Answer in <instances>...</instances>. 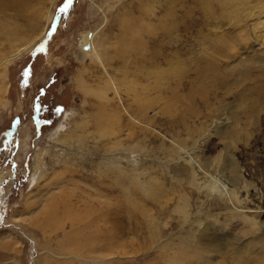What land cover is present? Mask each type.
<instances>
[{
  "label": "rangeland",
  "instance_id": "374dc122",
  "mask_svg": "<svg viewBox=\"0 0 264 264\" xmlns=\"http://www.w3.org/2000/svg\"><path fill=\"white\" fill-rule=\"evenodd\" d=\"M229 2L55 0L4 56L0 264H264V45L249 20L252 47L214 49L242 29ZM126 25L146 50L125 68Z\"/></svg>",
  "mask_w": 264,
  "mask_h": 264
},
{
  "label": "bare ground",
  "instance_id": "6f19581e",
  "mask_svg": "<svg viewBox=\"0 0 264 264\" xmlns=\"http://www.w3.org/2000/svg\"><path fill=\"white\" fill-rule=\"evenodd\" d=\"M54 1L55 0H0V16H2L0 17L2 18L0 19V82H2V80L4 81L5 78L7 77L6 76L7 69H6V64L4 62V58H5L4 56H6L7 59L10 58L11 60V59H15L22 52H28L33 49L35 44L39 40H41V38L43 37L44 23L47 20V18H50L49 15L51 13V8L53 7ZM239 1L240 2L231 0V3L229 2L231 5L229 3H227L228 5L227 4L225 5L226 6L225 8L227 9L229 17H230V21H232V24L234 27H236L237 25L240 28H242L246 22H248L249 20H252L253 29L255 31L254 39H256L257 41H259L261 44L264 45V1L262 2L258 1L256 3H253L251 0H239ZM122 23H126V22L122 21L120 22V25H122ZM139 28L140 27H137V26L131 27V25H126V28H124L125 33L127 32L128 34L129 32H131V37L135 38L133 42L130 40L126 41V39L128 38L126 37L127 35L126 36L122 35L120 43L122 45H126L127 47L123 46L124 51L121 49V51L119 52H120V59L124 62L125 65H123V67L125 68L128 66L129 63H132V64L136 63L135 58L142 56V53L146 50V47H144L145 41H143V38L141 35L142 31H140ZM152 29L154 30V28ZM146 31L148 32L150 30H146ZM229 35L228 37L226 35L227 38L225 42H222V40H220V43H218V48H214V49H217V52L219 53L220 56L224 55V49L221 46V44L223 43H227L228 46L233 49H235L236 45H239L242 43H244L247 47L249 45H251V47L253 46V41L250 38L251 34L245 32L243 28L241 29L239 34H229ZM94 36L95 35L87 37V34H85L83 36V39L81 40V48L83 50V53L85 51V54H88L90 56H92L96 50ZM239 40L241 42H239ZM233 43H236V44H233ZM134 45L140 46L143 48L142 50L138 52L137 51L138 49L136 50L133 48ZM86 46L87 48H85ZM134 53H137L136 57H132ZM211 69H212V72H215L214 70L215 65H213L212 63H211ZM205 71L207 72V70ZM198 75L200 77V73H198ZM109 79H110L109 86L111 85V87L114 90L115 89L117 90L118 86L115 80L111 78ZM211 80L212 82L214 81L213 79ZM127 81L128 82H126V89L128 91H134L135 87L132 84V81L131 80H127ZM254 101L256 103L258 102V99ZM254 101L252 103H254ZM258 106L260 107V104H258ZM105 115H106L105 113L102 114L101 119L99 118L98 120L100 126L101 124L104 123L105 121L104 119H106ZM225 131L226 130H224V132ZM235 163L236 162H235L234 157L230 156L228 158V164L226 168L229 170L233 169L235 167L234 166ZM38 168L39 167L37 165L36 170ZM230 178L233 180L232 182L233 184H237V180H241L240 175L236 177L230 176ZM212 187H213L212 188L213 191L215 190L218 192L220 190L216 182L212 184ZM234 198H236V196H234ZM54 200L55 202H53ZM56 202L57 200L53 199L52 202L50 203L51 210L59 206L58 203L55 204ZM56 211H57L56 209L53 211V215L51 219L57 217ZM66 216H68V213ZM75 216L77 217L79 215H75ZM76 217H71V218L75 219ZM78 219H80V217ZM251 222L254 223V225L256 224V222H254L253 220Z\"/></svg>",
  "mask_w": 264,
  "mask_h": 264
},
{
  "label": "water",
  "instance_id": "95a60500",
  "mask_svg": "<svg viewBox=\"0 0 264 264\" xmlns=\"http://www.w3.org/2000/svg\"><path fill=\"white\" fill-rule=\"evenodd\" d=\"M85 48H87V46Z\"/></svg>",
  "mask_w": 264,
  "mask_h": 264
}]
</instances>
